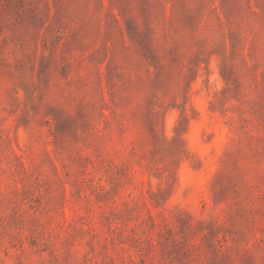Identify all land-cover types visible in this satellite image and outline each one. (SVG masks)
<instances>
[{"label":"rangeland","instance_id":"1","mask_svg":"<svg viewBox=\"0 0 264 264\" xmlns=\"http://www.w3.org/2000/svg\"><path fill=\"white\" fill-rule=\"evenodd\" d=\"M0 264H264V0H0Z\"/></svg>","mask_w":264,"mask_h":264}]
</instances>
